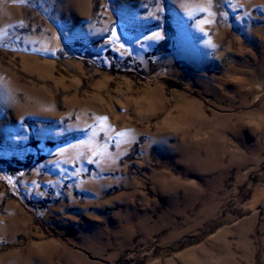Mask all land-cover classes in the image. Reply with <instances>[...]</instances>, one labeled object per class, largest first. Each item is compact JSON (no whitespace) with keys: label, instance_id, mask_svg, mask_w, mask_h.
<instances>
[{"label":"rangeland","instance_id":"1","mask_svg":"<svg viewBox=\"0 0 264 264\" xmlns=\"http://www.w3.org/2000/svg\"><path fill=\"white\" fill-rule=\"evenodd\" d=\"M0 264H264V0H0Z\"/></svg>","mask_w":264,"mask_h":264}]
</instances>
